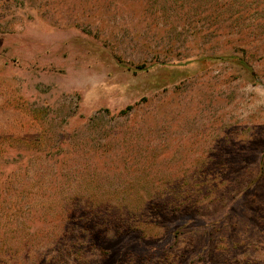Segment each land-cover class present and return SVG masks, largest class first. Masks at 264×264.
Wrapping results in <instances>:
<instances>
[{"label": "rangeland", "instance_id": "obj_1", "mask_svg": "<svg viewBox=\"0 0 264 264\" xmlns=\"http://www.w3.org/2000/svg\"><path fill=\"white\" fill-rule=\"evenodd\" d=\"M244 118L264 0H0V264H264Z\"/></svg>", "mask_w": 264, "mask_h": 264}, {"label": "crops", "instance_id": "obj_2", "mask_svg": "<svg viewBox=\"0 0 264 264\" xmlns=\"http://www.w3.org/2000/svg\"><path fill=\"white\" fill-rule=\"evenodd\" d=\"M242 125L244 127H246L249 131V137L246 138V142H248L247 148L248 151L246 155L245 154V158H251V160H246L247 165L251 166H259V172L262 171L261 168L263 169L264 167V148H259L260 150H257V146L253 147L252 143L257 142V131L254 129L255 127H257L258 125L264 124L263 122H258L257 120H254L252 118H249L248 120H246L245 118L241 121ZM246 129V130H247ZM258 151V152H257ZM264 171V170H263Z\"/></svg>", "mask_w": 264, "mask_h": 264}]
</instances>
